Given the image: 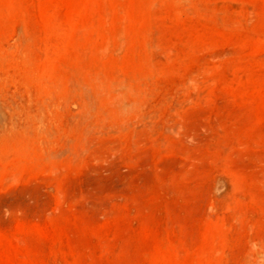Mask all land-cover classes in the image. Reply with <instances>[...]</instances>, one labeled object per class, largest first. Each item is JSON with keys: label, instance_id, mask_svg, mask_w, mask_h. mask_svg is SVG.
I'll return each mask as SVG.
<instances>
[{"label": "rangeland", "instance_id": "374dc122", "mask_svg": "<svg viewBox=\"0 0 264 264\" xmlns=\"http://www.w3.org/2000/svg\"><path fill=\"white\" fill-rule=\"evenodd\" d=\"M0 264H264V0H0Z\"/></svg>", "mask_w": 264, "mask_h": 264}]
</instances>
